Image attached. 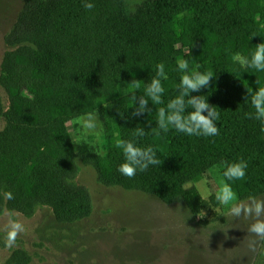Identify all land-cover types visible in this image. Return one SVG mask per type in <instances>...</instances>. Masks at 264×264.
<instances>
[{
  "label": "trees",
  "instance_id": "trees-1",
  "mask_svg": "<svg viewBox=\"0 0 264 264\" xmlns=\"http://www.w3.org/2000/svg\"><path fill=\"white\" fill-rule=\"evenodd\" d=\"M86 2L94 9L86 10ZM4 42L9 49L0 73V215L30 217L45 206L59 224L87 218L90 194L73 184L78 159L95 169L101 184L166 204L181 200L192 217L219 206L214 194L205 199L195 186L218 164L247 161L246 179L231 182L233 190L240 199L264 194V123L245 116L254 113L247 89L264 86V72L232 60L236 53L250 56L264 42V0H143L130 12L123 0H23ZM180 58L190 69L214 73L207 88L190 94L207 96L220 112L217 136L153 131L158 109L178 95ZM159 63L168 75L164 103L149 101L151 114L137 115L139 97ZM133 80H141V89L129 107ZM89 112L101 121L104 154L75 146L67 128ZM135 127L146 130L138 146L151 145L162 164L128 178L118 171L125 158L115 140H132ZM9 191L13 199H6ZM1 264L33 263L16 248Z\"/></svg>",
  "mask_w": 264,
  "mask_h": 264
},
{
  "label": "rangeland",
  "instance_id": "rangeland-1",
  "mask_svg": "<svg viewBox=\"0 0 264 264\" xmlns=\"http://www.w3.org/2000/svg\"><path fill=\"white\" fill-rule=\"evenodd\" d=\"M123 1L130 12L143 0ZM22 6L23 0H0V73L3 55L9 49L4 39ZM79 118L67 123L75 146L104 154L102 124L85 136ZM77 167L73 184L89 192L91 214L74 224H59L51 208L45 206L30 217L4 211L0 215V264L16 248L26 250L33 264H264V248L258 247L255 253L248 248L251 221L234 219L220 204L202 212L203 217H192L181 200L166 204L150 194L106 186L97 180L91 165L78 159ZM221 179L222 165L218 164L195 186L208 199L215 195ZM10 216L25 226L12 248L5 246ZM214 218L217 220L201 223Z\"/></svg>",
  "mask_w": 264,
  "mask_h": 264
},
{
  "label": "clouds",
  "instance_id": "clouds-1",
  "mask_svg": "<svg viewBox=\"0 0 264 264\" xmlns=\"http://www.w3.org/2000/svg\"><path fill=\"white\" fill-rule=\"evenodd\" d=\"M83 6L86 10H92L95 7L91 2H86ZM131 10L134 11L135 8L132 7ZM33 48H35L34 45ZM232 60L241 68L264 72V42L255 45V50L250 56L236 53ZM176 63L178 70L183 73L178 85V95L170 99L166 107L158 109L154 133L160 135L161 132L166 133L170 128H174L177 132L188 136L214 137L219 135L216 122L220 119V112L217 111L216 107L209 104L207 96L190 94L207 88L214 77V73L211 71L201 72L198 68L190 69L189 61L184 58L177 59ZM167 79L165 64L159 63L156 65V75L146 85L143 94L139 97L138 107H136L137 115L145 111L151 114V109L148 108L149 101L153 105L164 103L162 97L165 88L162 81ZM130 84L132 88L129 93H132L130 96L132 103L129 107H132L136 101L135 92L141 89V80H133ZM247 91L248 96L245 100H250L254 113H245V116L264 123V86H258L256 90L248 88ZM78 124L84 130L83 134L87 136L96 132L101 126V121L97 112H89L78 119ZM145 135V128L135 127L132 140L119 138L115 140V147L122 150L125 158L118 171L128 178L135 177L138 171H146L150 166L162 164L156 149L151 145L141 147L136 143L137 138ZM247 168L248 163L243 159L225 162L222 168V179L215 191V199L227 209V215L234 219L244 218L251 221L247 227V234L250 237L248 248L255 253L258 251V247L264 248V198L249 196L246 201L241 200L231 184V182L245 180ZM5 196L6 199H13V194L10 191ZM204 215L205 213L198 214L199 217ZM24 232V224L10 216L6 225L5 246L14 247L18 237Z\"/></svg>",
  "mask_w": 264,
  "mask_h": 264
}]
</instances>
